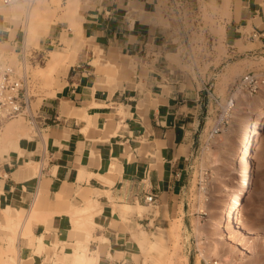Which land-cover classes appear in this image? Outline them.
Instances as JSON below:
<instances>
[{"label":"crops","instance_id":"crops-1","mask_svg":"<svg viewBox=\"0 0 264 264\" xmlns=\"http://www.w3.org/2000/svg\"><path fill=\"white\" fill-rule=\"evenodd\" d=\"M161 9L162 0H78L77 29L59 20L39 32L31 55L45 56V66L51 51L67 58L37 110L39 133L0 147V239L7 217L25 218L18 264H55L47 261L55 244L70 249L85 240L67 212L90 200L101 207L91 231L98 240L89 246L98 264H134L133 246L178 213L212 100L203 92L210 82L187 80L171 61L175 35L161 24ZM13 12L0 0V46L20 55L27 27ZM230 13L226 42L246 36L264 48V0H230ZM36 202L42 214L25 227Z\"/></svg>","mask_w":264,"mask_h":264},{"label":"rangeland","instance_id":"rangeland-1","mask_svg":"<svg viewBox=\"0 0 264 264\" xmlns=\"http://www.w3.org/2000/svg\"><path fill=\"white\" fill-rule=\"evenodd\" d=\"M175 1L174 9H171L169 5L171 0H162L160 21L161 24L174 31L176 45L174 54H172L174 61L172 58L171 61L187 80L191 78L199 83L198 77L201 76L210 82L208 83L209 87L214 85L215 94L225 100L229 95L230 87L248 72L264 73V60L255 63L264 57V48L258 38L254 42L245 36L243 39L236 40L232 47L229 45L230 42H226V36L223 33H217L216 28L224 27L225 29L224 18L230 15H227V12L223 10L218 0ZM40 2H44V6L52 11L53 16L49 22V28L50 24L55 21H65L62 15L66 3L63 0H41ZM38 4L39 1L35 3L36 6ZM35 5L32 12L36 8ZM7 8L14 9L13 14L17 13L15 17L23 21L26 32L27 20L30 15L26 5L18 4ZM167 12H170V16L165 18L164 14ZM40 25H37L34 35L36 43L32 41L31 44H27L26 51L22 52L25 56H30L33 49L39 47V32L47 31L44 19L40 20ZM247 32L251 33L252 30L249 29ZM239 42L241 43L239 44ZM0 49L6 51V55L0 59V63H2L0 67L8 64L16 70L19 76L22 77L25 71L29 78L32 94L35 96L33 109L36 113L43 99L53 94V85L47 83L46 75L40 69L45 64H31L27 59L24 70L21 54L19 55L13 50H6L2 46ZM254 107L252 111H254ZM220 113L219 106L212 101L209 107L208 123L191 161L189 180L184 190L180 209L174 218L168 221L166 228H159L157 233H148L149 242L142 241L140 247L137 243L133 246L134 264H207V261L201 256L202 248L209 249L208 251L216 250L214 254L216 256L212 255V258L208 260L211 264H264V132L261 140L253 146V170L247 195L248 202L240 217L244 231H239L235 226H228L226 222V233L219 234L218 223L222 217L221 209L235 196V183L241 172L240 164L236 165L231 160L234 147L230 124H226L225 131L213 138L209 137L210 130L215 125ZM248 115L250 113L245 114L244 117ZM19 120L31 125L28 120ZM238 124L239 122L234 124L235 129L238 128ZM34 135L36 134H31L32 137ZM207 146L211 147L213 158L211 157V163L206 165L203 163L202 153ZM203 186L206 187L205 190L202 189ZM153 210L155 208L150 206L145 209L144 214L151 213ZM175 224L178 225L177 231L171 234L169 230ZM197 227L201 229L200 236H198ZM82 228L80 230L91 233L93 225L85 224L84 229ZM19 229L21 230V227L17 229L20 232ZM229 230L235 235L233 241L227 234ZM162 231L170 234H167L163 240L156 244L155 236ZM6 238V236L1 238L2 245L9 244L8 238ZM56 245L59 247L61 244L54 246ZM43 248V245L40 246L39 251ZM7 249L0 248V264H10L7 260L11 256L12 252L10 251L12 250ZM37 254L39 253L37 252ZM53 255L55 258L49 257L47 261L55 264H69V258L63 260V255L56 254L54 250Z\"/></svg>","mask_w":264,"mask_h":264},{"label":"bare ground","instance_id":"bare-ground-1","mask_svg":"<svg viewBox=\"0 0 264 264\" xmlns=\"http://www.w3.org/2000/svg\"><path fill=\"white\" fill-rule=\"evenodd\" d=\"M38 1H39V4L36 6L35 3ZM40 1L41 0H34L33 1L34 3H32L30 8H28L25 2L15 3L10 6H5L2 3L4 7H13L18 4H24L26 5L27 11H30V15L28 16V20H27V41L28 42L26 43V47H27V44H31V42L34 40V35L37 31L36 28L38 24L40 25V20L44 19L45 25L47 28L46 30H48L49 22L51 20V17L53 16L52 11H50L51 9L46 8L47 6H44V2H40ZM219 1H220V6L223 8L225 12H227V15L231 14L230 13V0H219ZM34 5L36 6V8L32 12L31 10H33ZM77 12H78V0H69L67 2V5L65 6V11L62 15L64 20L67 22H70L71 25L74 26L73 28H76V29L78 28V26L75 27V24L76 25L78 24L75 23L74 21H75V15ZM12 15L15 17L17 16V13L12 14ZM76 29L74 30L76 32L74 33V37L76 36V38H78L81 35H79L80 33H78V30ZM216 30L218 31L217 33L219 34L223 33L225 35L226 33V30L224 29V27L216 28ZM79 31H80V28H79ZM240 43L241 42H239V44ZM26 47H25V51H26ZM5 55H6V52L3 50H0V59ZM50 55H51V59L47 62V65L45 67H40V69L43 70V72L45 73L47 83L52 85L53 73L55 72L58 66L66 62L67 54L65 55L63 54L62 51L57 50V51H52ZM263 60H264V57H261V59H259L255 63L261 62ZM1 64L2 63H0V65ZM257 66H259V64H257ZM253 107L255 108L254 111H252ZM247 113H250V115H248L247 117H244L245 114ZM223 118H226L228 120V123L230 124V127H231L230 128L231 132L233 133L232 140H233L234 150L231 155V158H232L231 160L236 165L240 164L241 172L238 178L236 179L235 196L232 197L229 202L225 203L221 209L222 217L218 223V229H219V234H222V235L226 233L225 231L226 222L228 226H235L237 227V229H239V231L241 232L244 231L243 230L244 228L241 225L240 217L242 215V212L245 210L247 202H248L247 195L249 192V183H250L251 174L253 170V146L255 143L261 140L262 134L264 132V89L254 96H249L241 88H237V91L233 93L232 103L230 104L228 103L227 106H225V109L223 111ZM87 120L89 121V125H91V121L89 117H87ZM237 122H239L238 128L235 129L234 124ZM225 130L226 129L223 128V131ZM33 133L34 134L39 133L37 126L34 122H31V125H29L25 121L23 122L19 119L18 121H15V120L10 121L2 128V130L0 129V147L2 146L9 147L13 142H16L19 140L32 141L33 138L31 134ZM211 151H212L211 147L207 146L202 153V160H203V163L206 165L210 164L212 161ZM37 165L38 163H35V166H36V169H34L36 170L35 173L38 170ZM202 189L205 190L206 187L203 186ZM86 204L87 205L85 207L73 208L69 210V212H67L70 215L68 216L71 217L72 219V222H73L72 225L74 226L75 229L80 230V228L82 227H83L82 229H84L85 224H90V226L95 225L93 221V217L95 214H98V212H100L101 207L97 200H90ZM137 207H138L137 211L139 210L140 212L144 209V207L140 205L138 206V204H137ZM39 214H42V212H40V203L36 202V204L32 208V213H31L30 218H28V221H26V224L28 223V225L25 224V227H29L30 221L34 217L38 216ZM17 217L18 218L7 217L6 218L7 223L1 225L2 231H3V232L1 231V233L5 234L9 241V244L7 245L6 248L12 250V251L9 250L12 253H10L11 256H9L7 260V262L10 264H18L19 262L18 261L19 259L18 249H17L16 244H17L18 236L20 234H19V231H17V229L19 227L22 228V225L25 223V218H23L21 215ZM177 226L175 224V226H173L169 230L171 231V234L172 233L174 234L177 231L176 230L178 228ZM26 229L27 230L25 231L27 232L26 233L24 232L25 235H27V233L30 232L28 228ZM196 230L198 232V236H200L202 234L200 231L201 230L200 227H197ZM86 234L87 236L85 240L76 241L75 244L70 245V249L66 248V244H61L59 247H57V245L54 246L53 250L55 251L56 254L63 255L62 256L63 260H66L69 258V264H98V253L92 252L89 247L91 239L98 240V238L93 237V235L89 231ZM167 234L169 235L170 233H166L162 231V233L157 234L155 236L156 244H158L160 240H163L167 236ZM227 234L229 235V239L233 241V238L235 235L231 232V230H229ZM105 239H102V240H105ZM142 241L143 242L147 241L146 237H144ZM42 245L44 248L41 251H37L39 254H43L46 249L45 244L43 243ZM208 250L202 248L201 256L205 259V261H207V264H211L208 262V260L212 258L211 256L216 253L215 252L216 250L214 251L212 249H210L212 251H208ZM244 250L246 249L244 248Z\"/></svg>","mask_w":264,"mask_h":264},{"label":"built area","instance_id":"built-area-1","mask_svg":"<svg viewBox=\"0 0 264 264\" xmlns=\"http://www.w3.org/2000/svg\"><path fill=\"white\" fill-rule=\"evenodd\" d=\"M34 0H2L5 6H10L15 3L25 2L28 8L31 7ZM175 0H171L170 8L174 9ZM170 13V12H169ZM257 35H253L252 38H256ZM22 56V66L26 69L27 59L31 64H45V56L34 57L33 55ZM241 88L249 96H254L264 89V73L248 72L237 83L232 85L229 89V95L225 100H222L217 96L214 90L205 85L203 92L207 94L208 100L211 99L217 106H219L221 113L210 130V137L213 138L223 131V128L228 124V120L223 118V111L227 104L232 103L233 93ZM35 96L32 94L29 78L25 75V71L21 76L16 70L8 65H2L0 67V129H2L8 122L18 119H25L29 122H36L37 111L35 113L33 109V102ZM146 202L151 205L154 203V196L149 195L146 197ZM217 264V263H215Z\"/></svg>","mask_w":264,"mask_h":264}]
</instances>
